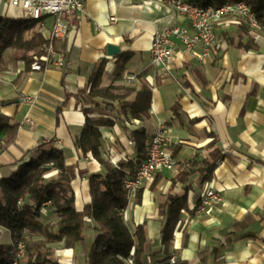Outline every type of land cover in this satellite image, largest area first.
<instances>
[{
    "label": "crops",
    "instance_id": "0c3cea01",
    "mask_svg": "<svg viewBox=\"0 0 264 264\" xmlns=\"http://www.w3.org/2000/svg\"><path fill=\"white\" fill-rule=\"evenodd\" d=\"M22 14L21 5L0 0L1 16ZM52 21L47 16L39 25L45 38H50ZM171 23L184 24L186 19L169 0H84L83 11L71 16L68 37L56 41L61 66L43 62L40 70L26 69L23 61H13L5 53L0 111L20 125L14 143L0 151V177L15 168L26 150L47 140H54L67 165L89 173L103 171L90 152L83 154L74 146L86 118L82 106L93 107L74 95L88 91L89 76L104 60L100 86L139 87L144 82L151 87L149 117L128 118L125 126L143 125L151 134L163 123L170 131V144L180 146L173 171L158 172L157 180L144 184L139 202L128 196L123 210L127 226L133 230L143 224L151 243L160 248L159 207L167 194L183 187L181 182L171 185L177 162L205 158L207 145L215 139L222 158L201 186L196 174L190 177L193 187L173 231L171 254L178 256L179 264H203V258L204 264H264V31L246 32L241 23L219 25L209 60L201 62L178 50L168 75L152 65L150 46L154 32ZM109 44L118 46L119 53H129L124 73L115 81L112 72L119 53L108 54ZM87 115L96 119L103 114L98 110ZM100 132V150L110 163L133 155L122 125L100 126ZM206 186L213 187L220 200L203 203L200 193ZM72 187L75 205L81 209L91 200L87 177L77 174ZM68 251L74 254L73 249Z\"/></svg>",
    "mask_w": 264,
    "mask_h": 264
},
{
    "label": "trees",
    "instance_id": "16d2710c",
    "mask_svg": "<svg viewBox=\"0 0 264 264\" xmlns=\"http://www.w3.org/2000/svg\"><path fill=\"white\" fill-rule=\"evenodd\" d=\"M184 1L201 7H216L239 0ZM242 1L254 13L264 31V0ZM241 28L246 32L251 30L243 18ZM224 35L227 40L231 38L227 33ZM56 41L45 38L39 31V22L34 19L23 14L18 17L0 15V73L5 69V53H9L13 61H23L26 69H29L35 56L46 53L47 46L56 51ZM128 56L127 52L117 55L113 81L122 77ZM104 65L103 60L92 71L88 91L74 95L81 103L93 105L90 108L82 106L86 118L80 133L74 138V146L83 154L90 152L103 166V171L89 173L76 169L74 165H67L64 153L55 147L54 140L40 142L26 150L15 168L7 176L0 177V228L8 231L10 239V243L0 242V264L11 263L13 249L19 241L25 244V254L19 264H64L54 258V249L50 244L55 242L78 252L82 257L79 264H127L125 259L132 247L133 264L162 262L172 252L170 243L173 231L181 210L187 208L188 191L193 187L190 177L196 174L197 185L201 186L211 178L215 165L222 158L217 141L213 139L207 145L205 158L177 162L171 185L181 182L183 187L179 192L167 194L159 207V213L163 216L160 248H155L151 243L143 224L131 230L123 220V210L128 204L124 180L134 176L137 167L146 158L151 134L143 125L132 129L124 122L128 118L145 121L149 117L151 87L144 82L139 87L113 83L100 86ZM98 110L103 115L96 119L87 115ZM114 123L125 128L133 144V155L116 165L104 158L100 150V126ZM19 125L14 116L0 111V151L14 143ZM169 146L173 159L180 146ZM77 174L87 177L91 198L81 209L75 205L72 187V180ZM140 199L139 189L135 202ZM46 201L50 203L46 205ZM43 207L45 213L41 211ZM44 217L49 219L44 221ZM50 218H54V221ZM202 263H205L204 258Z\"/></svg>",
    "mask_w": 264,
    "mask_h": 264
},
{
    "label": "built area",
    "instance_id": "2783aa9c",
    "mask_svg": "<svg viewBox=\"0 0 264 264\" xmlns=\"http://www.w3.org/2000/svg\"><path fill=\"white\" fill-rule=\"evenodd\" d=\"M14 7L21 5L24 16L34 15V13H42L45 17L53 18L51 25L50 38L55 40H65L70 33V20L74 12H82L84 8V0H9ZM180 4V9H187L193 17L192 27H185V24L171 23L155 32L157 34V43L154 45V56H151L152 65L159 69L163 74L170 75L171 62L174 53L178 50L188 52L192 57L201 62H206L211 57L212 47L216 42V27L223 25L225 28L241 23L242 17H232L230 7L216 6L214 10H198L189 3H184L181 0L177 1ZM240 7L244 8L242 5ZM203 14H213V21H203ZM252 20L251 29H261V26L255 19L252 11H248V16ZM111 21H115L114 16H110ZM43 24H40L42 26ZM39 68L42 69V63L61 66L63 58L58 55L49 45L46 47V53L40 55ZM132 78L129 77V80ZM28 101V97L23 98ZM29 122H31L29 120ZM157 135L155 138H150L147 156L137 167L134 176L124 180L125 189L128 196H135L137 191L146 183L151 182L157 172L173 171L174 161L168 149L172 142V137L169 129L159 123L157 126ZM113 163L116 164L113 160ZM200 198L203 203H208L210 200H220L218 192L211 186L200 193ZM42 212H45L43 207ZM25 250V244L22 241L17 243V257ZM133 247L129 252V260L133 264L132 255ZM166 259L175 261L179 264L178 256L175 253L170 254ZM15 261V260H14ZM155 264V263H152Z\"/></svg>",
    "mask_w": 264,
    "mask_h": 264
},
{
    "label": "bare ground",
    "instance_id": "6f19581e",
    "mask_svg": "<svg viewBox=\"0 0 264 264\" xmlns=\"http://www.w3.org/2000/svg\"><path fill=\"white\" fill-rule=\"evenodd\" d=\"M177 1L178 0H169L170 4L173 6V8L179 14L183 15L184 18L186 19V23H184L185 27H192L193 17L191 16L190 12L187 11V9H180V4ZM181 1L186 3L184 0H181ZM228 4H230V2H226L220 6H228ZM231 4H233L230 7V14H232V17H242L246 21L247 25L251 28L252 27V20H251V18L247 17L248 11H251L249 9L248 5L242 0L231 2ZM240 5H242L244 8L240 7ZM190 6H194L195 8H198V10H214V9H216V7H211V6L201 7V6H196L193 4H190ZM25 17H28V18H31V19L38 21L39 25H40V24H42V20L45 16L42 15V13H34V15H29V16H25ZM255 19H256V17H255ZM203 21H213V14H203ZM252 30L260 31L261 29H252ZM156 43H157V34H156V32H154V35H153L152 41H151V46H150L151 56H154V45ZM30 66L32 68H39L38 58H34V61L31 63ZM156 135H157V127H155L154 130L152 131L150 138H155ZM124 187H125V183H124ZM49 203H50V201L45 202L46 205ZM43 213H45V212H43ZM24 254H25V250L23 251V253H20V255L17 257V243H16V245L13 249V252H12V259H11L10 264H19V260L24 256ZM125 262L127 264H131V261L129 260L128 257L125 259ZM155 264H175V261H169V259H165L164 261L159 262V263H155Z\"/></svg>",
    "mask_w": 264,
    "mask_h": 264
},
{
    "label": "rangeland",
    "instance_id": "374dc122",
    "mask_svg": "<svg viewBox=\"0 0 264 264\" xmlns=\"http://www.w3.org/2000/svg\"><path fill=\"white\" fill-rule=\"evenodd\" d=\"M48 219V217L43 218L44 221H47ZM53 219L54 218H50L51 221H54ZM0 231V242L10 243L8 231L5 228H0ZM50 246L54 249V258L60 260L64 264H79L82 260V257L78 252L74 251V254H71V252L68 251L70 248H63L62 243L55 242L51 243Z\"/></svg>",
    "mask_w": 264,
    "mask_h": 264
},
{
    "label": "water",
    "instance_id": "95a60500",
    "mask_svg": "<svg viewBox=\"0 0 264 264\" xmlns=\"http://www.w3.org/2000/svg\"><path fill=\"white\" fill-rule=\"evenodd\" d=\"M107 52H108V54H110V55L118 54V53H119V47L116 46V45H113V44H109V45L107 46Z\"/></svg>",
    "mask_w": 264,
    "mask_h": 264
}]
</instances>
